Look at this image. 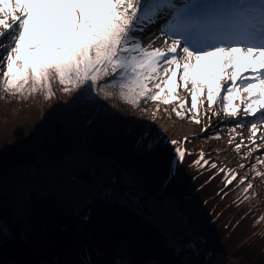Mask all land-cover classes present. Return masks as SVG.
I'll return each instance as SVG.
<instances>
[{"label": "trees", "instance_id": "obj_1", "mask_svg": "<svg viewBox=\"0 0 264 264\" xmlns=\"http://www.w3.org/2000/svg\"><path fill=\"white\" fill-rule=\"evenodd\" d=\"M98 83L65 92L53 75L50 94L43 87L29 94L30 84L23 95L0 88V178L58 162L82 147L118 172L80 213L68 191L38 172L36 187L21 200L22 220L13 219L4 203L17 186L10 194L0 191V264H264V204L258 203L264 179L261 192L246 188L263 174L254 173L256 164L238 159L221 168L219 157L203 153L217 139L209 133L196 137V150L176 157L177 143L147 128L145 105L96 91ZM25 121L34 125L27 128ZM243 174H250L246 182H240ZM71 175L93 180L78 168ZM24 176L20 182L31 178ZM159 189L161 200L173 199L192 236L170 237L145 220L148 200H159Z\"/></svg>", "mask_w": 264, "mask_h": 264}, {"label": "snow or ice", "instance_id": "obj_2", "mask_svg": "<svg viewBox=\"0 0 264 264\" xmlns=\"http://www.w3.org/2000/svg\"><path fill=\"white\" fill-rule=\"evenodd\" d=\"M165 9L175 11L169 22L174 32L198 26L201 18L247 15L252 22L246 31L212 28L204 49L181 47L180 40H172L164 49L153 48V41L145 46L133 32L142 30L139 26L146 22H155ZM256 21L264 29V0L258 4H185L182 8L172 0H0V39L9 37L6 44L0 43L7 51L0 61L6 67L0 88L23 95L30 84L29 94L38 87L50 94L53 75L65 92L85 83L95 85L101 76H113L112 86L127 90L120 98L137 106L141 98L170 104L177 99L174 93L179 86L191 84V107L196 110L197 94L205 89L211 109L221 95L219 81L224 80L222 102L227 115L242 110L245 115L260 112L264 119V30L258 33L259 44L236 43L254 38ZM154 81L159 82L149 87ZM153 88L158 89L154 94ZM240 91L247 93L246 103L230 107ZM179 106L186 102L180 100ZM172 111L183 118L176 107ZM251 130L255 136V123ZM177 155L183 159L185 153L177 149Z\"/></svg>", "mask_w": 264, "mask_h": 264}, {"label": "rangeland", "instance_id": "obj_3", "mask_svg": "<svg viewBox=\"0 0 264 264\" xmlns=\"http://www.w3.org/2000/svg\"><path fill=\"white\" fill-rule=\"evenodd\" d=\"M174 4L177 8H182L185 4L202 3L197 0H174ZM203 4L215 5L214 0H206ZM174 15V10L165 9V11L155 19V22H146L140 25L139 27L142 30L133 32V36L147 46L149 44L148 34H151L150 32L154 30L161 33L179 35L180 32H174L169 28V22ZM242 19H245V17H242ZM214 27L226 26L219 24L214 25L212 28ZM0 30V32L3 31V29ZM166 38L167 41H165L164 38H161L159 41L152 40V47L166 48V45L169 44V37ZM8 39L9 37L5 36L0 39V43L6 44ZM6 54V48L0 47V61L3 60ZM160 71L161 75H163V70L161 69ZM179 74L180 73H178V76ZM2 75L3 72H0V77H2ZM242 75H245V73H242ZM113 79V76H101L100 79H98L99 83L96 85V91H111L114 93L115 97H119L121 92L127 91L126 89L112 86ZM155 82L159 81L149 82V87H153V83ZM182 83V81L177 80L178 85H182ZM219 83H224V80H220ZM190 89L191 84H188L186 87L179 86L177 92L174 93L177 99L173 100L170 104H162L154 102L151 99L141 98L138 105H145V108H148L149 116L146 118L147 128L154 130L157 136H161L169 142H176L177 145L175 149H173V154H175L176 157L178 156L177 149L181 151L187 149L191 151L196 150L199 142V138L197 139L196 137H200L206 133H209L212 138L217 137L216 141L211 142L208 148L204 147L203 153L207 156L210 155L211 157H219L222 159V164L220 163L221 168L236 163L238 159L256 164L253 170L254 173L261 174L263 172V174L260 179L256 177L252 178L246 185V188L253 190L258 189L259 192H261L260 183L263 182L264 179V119L261 118L260 112H257L255 115H245L242 110H238L234 122H231V120H224L222 116L226 115L221 112L224 111L222 100L223 95L226 94L225 90H221V95L217 97L219 98L218 103H213L211 109H209L208 104H204L205 93H207L206 89L197 94V108L193 110L191 107ZM155 91H158V89L153 88V94ZM180 100H184L186 106L180 107ZM200 100L203 101V104L199 103ZM243 100H245V98L241 91L239 92V99H237L234 94L230 107H233V103L236 106ZM173 107H176V110L181 113L183 118L178 117L176 113L172 111ZM157 108L159 110H157ZM111 109L112 108H109V110ZM196 120H199V123H196ZM253 123L256 124L255 136H253L251 130V125ZM24 124L27 128H30L34 125V122L25 121ZM89 124L90 120L87 121L86 126ZM0 126L2 127L3 125ZM211 133H214V135ZM238 145L239 147H237ZM73 168L87 171L93 176V180L83 181L79 178L74 179L75 177L71 175V170ZM36 172L42 175L49 184H53L59 188L61 186L65 192L68 191L70 195L69 202L76 213H80L83 205L97 194L101 183L105 182L107 179L116 178L118 174L115 165L112 163L106 161L98 162L91 159L85 147H82L75 154H66L58 162L46 163L39 169L23 168L15 170L9 179L4 180L0 178L1 192L8 191L7 194H10L14 186H17V190L8 195L4 202L9 215L13 219L22 220L25 216L21 213L23 208L21 200L26 196V193H29L30 189L36 187L32 179L33 174ZM27 173L31 175V178L27 182H20ZM236 173L237 172H235L232 177H234ZM240 176V182H246L250 174H243ZM13 178L18 179L14 184ZM123 178L125 183H130V175H125ZM249 185H251V187H249ZM157 193L158 197H163L162 189H159ZM258 203L264 204V194L261 195ZM144 218L146 221L152 223L159 231L173 238H182L186 235L192 236L193 234L192 227H188L185 224L183 217L177 211L174 201L170 197H165L162 200L149 199ZM1 223L0 220V224ZM221 262H224V264L227 263L224 259H221Z\"/></svg>", "mask_w": 264, "mask_h": 264}, {"label": "bare ground", "instance_id": "obj_4", "mask_svg": "<svg viewBox=\"0 0 264 264\" xmlns=\"http://www.w3.org/2000/svg\"><path fill=\"white\" fill-rule=\"evenodd\" d=\"M197 1L203 4L206 0H197ZM228 1H231V0H228ZM234 1H235L234 2L235 4H252L254 2L259 3V0H234ZM214 2H215V5H223V4H225L226 0H214ZM247 21H249V23H245ZM250 23H251V17H248L245 20H243L241 18L238 19V17H231V18L222 17L219 19H211V20H207V21H201L200 20V23L198 24V26L194 25L191 27V29L189 31L180 32L179 35H174L173 33H171V34L167 33L166 34V33H161L159 31L154 30V31L150 32L151 34H148L149 35L148 40L149 41H152V40L159 41L161 38H164V40L167 41L166 37H169V40H168L169 44H171L172 40H180L181 41V47L185 46L187 44V42H189V44H190L189 46L192 49H204V48L208 47V44L210 42L209 41V33H210L211 28L214 25L225 24L226 27H234L238 30L246 31V30H248ZM255 23H256L255 32L257 34L254 36V38L252 40H239L238 41L240 43L239 45L244 46L248 43L259 44L261 42V39H260V36L258 35V33L264 29H261L258 22H255ZM180 55L182 56L183 54L181 53ZM245 75H250V73H245ZM225 84H226L225 81H224V83L221 84L222 90H224ZM241 92L243 93V97L246 98L247 93L243 92V91H241ZM218 101H219V98H217V102H215V103L217 104ZM243 101H245V100H243ZM204 104H207V93H205ZM234 106H235V104L233 103V107ZM221 113L226 115V116H222L224 120H231V122H234L236 116L227 115L225 113V111H222ZM159 200H161V198H159Z\"/></svg>", "mask_w": 264, "mask_h": 264}]
</instances>
